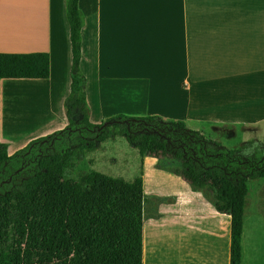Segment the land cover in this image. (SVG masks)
Instances as JSON below:
<instances>
[{"label": "crops", "instance_id": "obj_1", "mask_svg": "<svg viewBox=\"0 0 264 264\" xmlns=\"http://www.w3.org/2000/svg\"><path fill=\"white\" fill-rule=\"evenodd\" d=\"M64 7L65 0H0V56L48 61L47 76L0 79L41 83L56 93L46 101L52 109L64 103L70 91L72 51ZM84 9L92 75L89 105L97 118L160 116L183 121L211 139L216 136L210 128L221 136L225 124H244L255 130L264 123V0H85ZM34 13H39L44 31L29 38L20 36V26L29 23L33 29ZM203 28H208L211 42L223 47L220 55L248 53L250 58L261 59L254 68L255 83H250L260 87L259 101L245 95H237L228 104L210 101L206 45L202 36L193 40L195 36L188 34ZM180 198L172 205H161L169 209V215L152 221L159 226L145 228V264H151L149 257L156 259L169 238V264H231V216L211 209L206 203L213 206L212 202L201 194ZM189 205L209 209L193 211L182 219ZM151 242L152 255L148 251ZM248 256L244 225L243 264H252Z\"/></svg>", "mask_w": 264, "mask_h": 264}, {"label": "trees", "instance_id": "obj_2", "mask_svg": "<svg viewBox=\"0 0 264 264\" xmlns=\"http://www.w3.org/2000/svg\"><path fill=\"white\" fill-rule=\"evenodd\" d=\"M64 11L72 51L64 101L70 126L11 155L1 141L0 79V264H145L144 178L98 171L83 182L67 178L78 161L117 136L143 158L179 161L185 183L212 194L216 211L232 218L231 264H243L249 180L264 179V144L230 149L157 116L115 115L106 127L93 124L82 66L88 16L81 0H65ZM47 75L46 58L0 56V77Z\"/></svg>", "mask_w": 264, "mask_h": 264}, {"label": "rangeland", "instance_id": "obj_3", "mask_svg": "<svg viewBox=\"0 0 264 264\" xmlns=\"http://www.w3.org/2000/svg\"><path fill=\"white\" fill-rule=\"evenodd\" d=\"M83 2L85 3V0H81V4L84 6ZM191 11L195 14L194 10ZM64 19L66 22L65 13ZM86 29L88 30L87 26ZM87 30L84 29L82 66L89 82L92 75L90 74L88 43V48L85 47V32L89 33ZM188 34L195 36L193 40L202 36L206 45V58L208 57L209 60L205 61V69L209 76L210 101L228 104L237 95L248 96L253 102L260 100V87L257 84L256 86L250 85V83H255L257 74L254 72V68L260 64L261 59L250 58L246 56L248 53H243L238 57L220 55V50L223 51V47L209 40L208 28ZM69 49H71L70 45ZM246 49L249 50V46H246ZM254 55L260 57L257 54ZM69 62L71 66V53ZM117 66L115 64L113 68ZM68 72H71V67ZM54 96L56 93L45 89L41 83L19 81L12 78L1 80V141L8 146L11 155L38 138L51 136L70 126L64 103L56 105L57 109L47 106V99ZM25 99H28V102ZM24 105H29V107H24ZM113 107L119 106L114 104ZM90 114L93 124L103 123L104 125L106 123V120L101 116L97 118V112L91 105ZM223 127L225 130L221 136H217L213 128L209 130L211 135L216 136L214 140L227 148H237L248 142L264 144V123L255 130H248V125L244 124H225ZM181 168L182 164L177 160L158 161L153 158H143L139 150L128 143L126 138L117 136L103 142L97 150L87 155L85 159L78 161L76 168L67 175V178L83 182L85 176L91 171H98L125 180L143 177L148 196L145 206V228L147 229L157 225L152 221L169 215V209L161 206L162 204L172 205L176 200H181V196L196 198L198 194H201L207 201H211L213 206L209 203L206 205L215 209L212 194L185 183L180 172ZM249 187L250 193L247 198L245 215V245L252 264L255 262L264 264V179H250ZM206 209L209 208L189 205L181 218L189 217L193 211ZM169 254L170 238L159 248L154 263L169 264Z\"/></svg>", "mask_w": 264, "mask_h": 264}, {"label": "bare ground", "instance_id": "obj_4", "mask_svg": "<svg viewBox=\"0 0 264 264\" xmlns=\"http://www.w3.org/2000/svg\"><path fill=\"white\" fill-rule=\"evenodd\" d=\"M36 8L41 9L40 7L35 6V9ZM38 14H35V13L33 14V26H34L33 29L31 27H29L30 26L29 23H27V25L20 26L21 30L18 31L20 36H22V33H23V35H28V37H26V38H29L30 37L29 35H36L37 31H44V29L42 27L43 25L41 23H39V21H38ZM40 15L42 16L41 13H40ZM17 26H19V25H17ZM32 32H35V34H31ZM13 39L19 40V38L17 36H15ZM24 40H27V39H24ZM148 251H149V254H151V255L154 252V246H153L152 242L148 243ZM149 260H150L151 264H154V258L149 257Z\"/></svg>", "mask_w": 264, "mask_h": 264}, {"label": "water", "instance_id": "obj_5", "mask_svg": "<svg viewBox=\"0 0 264 264\" xmlns=\"http://www.w3.org/2000/svg\"><path fill=\"white\" fill-rule=\"evenodd\" d=\"M116 122L120 123L119 121H116ZM109 124H112V122H111V123H109V122L104 123L103 127H106V126H108Z\"/></svg>", "mask_w": 264, "mask_h": 264}]
</instances>
